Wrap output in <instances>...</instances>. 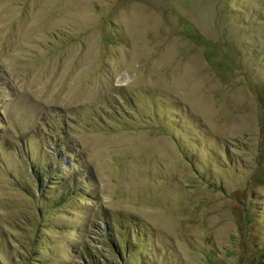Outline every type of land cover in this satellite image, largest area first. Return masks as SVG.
<instances>
[{
  "label": "rangeland",
  "instance_id": "rangeland-1",
  "mask_svg": "<svg viewBox=\"0 0 264 264\" xmlns=\"http://www.w3.org/2000/svg\"><path fill=\"white\" fill-rule=\"evenodd\" d=\"M0 264H264V0H0Z\"/></svg>",
  "mask_w": 264,
  "mask_h": 264
}]
</instances>
